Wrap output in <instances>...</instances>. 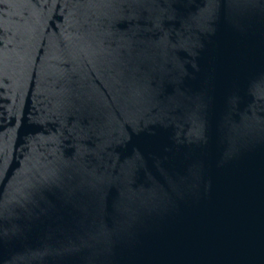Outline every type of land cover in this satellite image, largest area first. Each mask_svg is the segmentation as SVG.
I'll return each instance as SVG.
<instances>
[{
	"label": "water",
	"instance_id": "95a60500",
	"mask_svg": "<svg viewBox=\"0 0 264 264\" xmlns=\"http://www.w3.org/2000/svg\"><path fill=\"white\" fill-rule=\"evenodd\" d=\"M0 264H264V0H0Z\"/></svg>",
	"mask_w": 264,
	"mask_h": 264
}]
</instances>
